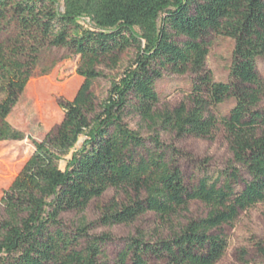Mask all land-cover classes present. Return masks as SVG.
Segmentation results:
<instances>
[{
    "label": "trees",
    "instance_id": "16d2710c",
    "mask_svg": "<svg viewBox=\"0 0 264 264\" xmlns=\"http://www.w3.org/2000/svg\"><path fill=\"white\" fill-rule=\"evenodd\" d=\"M9 11L20 34L78 57L82 83L59 103L60 124L32 141L31 156L0 199V264H218L227 251L220 229L264 204V0H0V21ZM212 36L233 42L226 83L205 67ZM128 51L130 66L98 104L96 68L116 65ZM23 55L0 45V142L25 139L8 122L34 76L35 60ZM163 73L191 77L187 102L172 110L159 108L155 85ZM227 101L233 107L221 116L216 108ZM126 116L137 117L147 136L129 128ZM218 127L227 167L188 188L182 153L161 135L212 140ZM109 190L116 197L97 224L131 226L151 215L159 225L152 236L137 229L123 239L112 262L105 254L111 236L90 235L83 217ZM192 202L209 212L182 222ZM69 214L80 217L76 225L66 224Z\"/></svg>",
    "mask_w": 264,
    "mask_h": 264
},
{
    "label": "rangeland",
    "instance_id": "374dc122",
    "mask_svg": "<svg viewBox=\"0 0 264 264\" xmlns=\"http://www.w3.org/2000/svg\"><path fill=\"white\" fill-rule=\"evenodd\" d=\"M61 4V0H59ZM60 11L62 8L60 6ZM87 25V21H82ZM12 11L6 13V18L0 21V45L5 48H18L24 55L21 59L34 63L33 77L20 97L18 104L8 122L17 131L25 135L20 142H0V199L10 187L15 177L23 168L25 162L33 152L32 141L40 142L45 135L55 129L63 118L59 103L70 101L75 96L82 83V78L77 75L80 68L78 57L71 55L65 49H56L49 46L47 41L39 37L31 39L26 33L20 34ZM22 35V36H21ZM33 36V35H32ZM37 36V35H36ZM183 42L184 39H175ZM208 54L205 67L213 75L215 82L226 83L231 64L233 42L223 37L212 36L207 41ZM37 50L32 54L31 50ZM133 51H128L116 65L105 62L96 68L101 74L92 87V93L98 104L106 98L111 82L118 79L133 60ZM258 73L264 80V58L258 61ZM191 77L163 73V77L156 82L155 91L159 96V108L170 110L187 102L190 93ZM264 106V102H263ZM233 107V102L227 101L216 108L221 116H226ZM129 128L141 131L147 136L146 130H141L139 119L135 116H126L124 119ZM166 144H173L181 153L180 168L186 186L193 187L202 177L215 179L227 167L230 160L226 137L218 127L212 140L186 137L175 139L171 135L162 134ZM63 169L64 163L59 164ZM115 196L109 190L100 199L93 201L83 214L85 222L92 224L90 235L98 236L109 234L112 241L105 247V254L112 262L117 252L122 247L123 239L134 235L137 229L152 236L158 222L151 215L143 217L131 226L103 227L97 224L100 209L107 205ZM209 209L199 202L189 204L188 211L182 214L181 221L201 219ZM2 207L0 204V216ZM80 217L73 214L66 215L64 220L67 225H76ZM227 241V251L218 264H264V204L257 205L239 214L237 220L220 229ZM150 264H160L150 262Z\"/></svg>",
    "mask_w": 264,
    "mask_h": 264
}]
</instances>
